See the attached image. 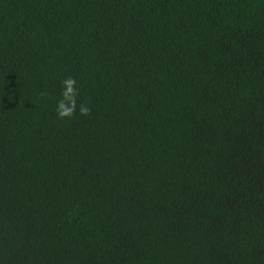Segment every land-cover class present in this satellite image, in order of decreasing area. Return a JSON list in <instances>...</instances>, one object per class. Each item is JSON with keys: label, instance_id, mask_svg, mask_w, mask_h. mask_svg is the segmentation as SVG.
Here are the masks:
<instances>
[{"label": "trees", "instance_id": "16d2710c", "mask_svg": "<svg viewBox=\"0 0 264 264\" xmlns=\"http://www.w3.org/2000/svg\"><path fill=\"white\" fill-rule=\"evenodd\" d=\"M0 264H264V0H0Z\"/></svg>", "mask_w": 264, "mask_h": 264}, {"label": "clouds", "instance_id": "9594fccd", "mask_svg": "<svg viewBox=\"0 0 264 264\" xmlns=\"http://www.w3.org/2000/svg\"><path fill=\"white\" fill-rule=\"evenodd\" d=\"M67 85H68V88H67V91L65 93V96L66 98L68 97V94L71 93L73 91L71 85L74 83V81H72L71 79L67 80L65 82ZM59 108L61 109V111L59 112V115L61 116H65V115H68L69 114V111L68 110H64V105L63 103H61L59 105ZM82 112H86L87 110L86 109H81Z\"/></svg>", "mask_w": 264, "mask_h": 264}]
</instances>
